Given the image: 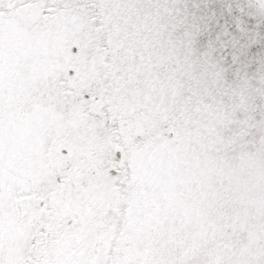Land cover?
Wrapping results in <instances>:
<instances>
[{"label":"snow or ice","instance_id":"obj_1","mask_svg":"<svg viewBox=\"0 0 264 264\" xmlns=\"http://www.w3.org/2000/svg\"><path fill=\"white\" fill-rule=\"evenodd\" d=\"M0 264H264V0H0Z\"/></svg>","mask_w":264,"mask_h":264}]
</instances>
